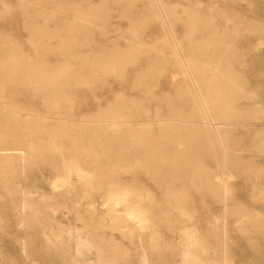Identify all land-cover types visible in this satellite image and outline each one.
<instances>
[{"label": "rangeland", "instance_id": "1", "mask_svg": "<svg viewBox=\"0 0 264 264\" xmlns=\"http://www.w3.org/2000/svg\"><path fill=\"white\" fill-rule=\"evenodd\" d=\"M81 1L83 4L103 5L105 14L100 16L103 34L97 30L93 33L97 44L109 48L117 45L119 50L128 52L131 46L127 39L128 31L135 29L134 39L149 48L143 53L133 51L129 57H120L111 65L112 71L94 74L84 64V58L93 52L90 46L79 48L77 59L66 58L56 52L45 53L43 58L49 65L70 66L89 82L60 84L51 91L29 89L15 93L12 100L20 117L28 114L31 118H38L51 130L69 126L81 129L76 126L81 118L92 119L112 105L126 106L121 109L123 116L128 112L129 103L138 104L148 113L160 110L161 98L171 99L178 84H189L187 76L180 71L183 66L173 64L170 55L173 42L168 29L158 16L142 12L139 1L132 9L130 19L120 14V4L124 0L119 3L115 0ZM161 1L167 9L176 11L177 18H172L171 29L189 55L198 57L202 51L206 57L209 56L211 33H230L232 45L241 54L240 60L232 61L231 71L252 94L250 98L237 96L233 105L236 112L243 110L248 117H237L221 128L228 141L233 142L229 147L236 151L243 149L241 153L260 174L237 172L229 164L222 169L216 162L206 163L211 174L225 179L226 187L220 201L213 203L210 209L202 207L194 212L185 209L191 214L186 228H194L197 239L205 245V252L198 254L191 264H264V152L252 145V140L264 134V0ZM17 4L18 0H0V34H11L19 42L21 53L34 59L37 53L25 39L26 31L17 19L23 10ZM8 6L9 9L6 8ZM184 9L193 10L199 17L211 15L217 25L211 27L206 20L198 19L190 29ZM7 14L13 16L10 21L5 20ZM34 17L38 24L43 22L41 15ZM47 25L51 28L53 23L49 21ZM154 37L157 38L155 41ZM196 68L199 67L195 62L188 64L189 72L204 87L213 73L208 68L202 71H196ZM141 77L145 78L140 80ZM145 82L150 84L148 90ZM5 91L0 85L1 106L11 98ZM149 98L157 101L155 105ZM189 105L186 107L190 108ZM151 123L156 125L154 120ZM55 140L63 146L69 145L67 138ZM100 162L105 163L106 160L102 158L97 161ZM107 162L114 163L112 160ZM26 163L18 162L20 167L12 188L20 192L15 199L11 200L0 186V264H139L143 255L147 264H186L178 254L181 231L165 222L166 219L172 223L179 220L178 210L163 202L159 187L146 185L144 178L134 176L133 170L120 169L121 180L126 183L136 181L144 191L152 194L160 209L154 218L149 217L141 203L139 208L146 213L142 219L131 214L133 205L112 202L107 197L108 187L105 185L81 187L75 173L69 176L72 187L65 188L58 182L65 175L64 171L54 169L51 160L41 154ZM202 188L205 190L207 187ZM196 205L201 207L199 202ZM118 213L124 215L119 225L115 216ZM137 229L139 232L135 234ZM132 230L130 237L127 233ZM152 235L162 237L170 246L164 254L160 253L159 247L150 249Z\"/></svg>", "mask_w": 264, "mask_h": 264}, {"label": "bare ground", "instance_id": "2", "mask_svg": "<svg viewBox=\"0 0 264 264\" xmlns=\"http://www.w3.org/2000/svg\"><path fill=\"white\" fill-rule=\"evenodd\" d=\"M120 1L115 0L118 3ZM137 1L141 3L142 12L158 16L168 29L173 42L170 51L173 64L183 66L180 71L187 76L189 84H178L174 89L175 96L171 99L161 98L160 110L152 113L144 112L138 104L129 103L128 112L123 116L121 109L126 106L112 105L92 119L81 118L76 124L81 129L69 126L51 130L38 118H31L28 114L20 117L12 96L21 90L44 92L54 90L60 84L89 81L70 66L49 65L43 58L45 53L56 52L66 58L77 59L80 56L79 48L90 46L93 52L84 58V64L94 74L97 71H112L111 65L118 62L120 57H129L133 51L143 53L149 47L134 39L135 29L128 31L127 39L131 41L128 52L119 50L117 45L109 48L97 44L93 33L97 30L103 34V20L100 19L105 14L102 12L103 5L83 4L81 0H18L17 7L23 12L17 19L26 31L25 39L35 48L37 56L34 59L24 56L15 37L5 32L0 34V85L11 95L8 101L2 102V106L0 104V186L11 200L15 199L20 192L12 188L18 175L17 168L20 167L18 162L26 165V162L41 154L51 160L54 169L64 171L65 175L58 182L65 188L72 187L69 176L75 173L81 187L105 185L108 187L107 197L112 202L133 205L131 214L142 219L146 213L139 208L141 203L145 205L149 217L154 218L160 209L152 194L144 191L136 181L126 183L121 180L120 169L133 170L134 176L144 178L146 185L159 187L163 202L178 210L179 220L172 223L166 219L165 222L181 231L178 254L183 262L191 264L198 254L205 252V245L197 239L194 228H186L191 214L185 209L192 212L200 211L202 207L210 209L213 203L220 201L226 187L225 179L211 174L206 163L216 162L222 169L229 164L237 172L260 174L241 153L243 149L236 151L229 147V143L233 142L228 141L221 128V125L231 124L237 117H248L243 110L236 112L233 105L237 96L250 98L252 94L231 71L232 61L240 60L241 54L232 45L230 33H211L212 50L209 56L206 57L207 54L202 51L198 57L189 55L171 29L172 18H177L176 11L167 9L161 0H124L120 4V14L130 19ZM183 13L190 29H193L198 19L206 20V24L211 27L217 25L215 17L211 15L199 17L190 9H184ZM37 14L42 16L41 24L35 20ZM12 18L11 14H7L5 20L10 21ZM49 21L53 23L51 28L47 25ZM193 62L199 67L196 71L208 68L213 73L204 87L189 72L188 64ZM147 82L145 86L148 90L150 84ZM148 100L154 105L157 102L153 98ZM151 120L155 121V126ZM59 137L67 138L69 145L59 144L55 140ZM252 145L264 152V134L252 140ZM102 158L106 162L97 163ZM110 160L114 163L107 162ZM202 187H207V191ZM197 202L201 203V207L196 205ZM86 203L90 205L89 201ZM92 210L89 207V211ZM115 216L119 225L124 215L118 213ZM133 232L127 234L131 237ZM138 232L139 229L135 230V234ZM149 244L150 249L159 247L161 254L170 247L160 236L152 235ZM138 263L147 264L146 257H140Z\"/></svg>", "mask_w": 264, "mask_h": 264}]
</instances>
